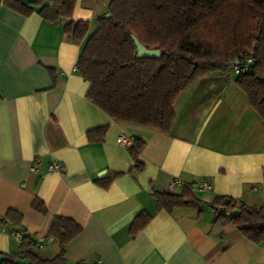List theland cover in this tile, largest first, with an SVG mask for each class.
<instances>
[{"label": "crops", "instance_id": "1", "mask_svg": "<svg viewBox=\"0 0 264 264\" xmlns=\"http://www.w3.org/2000/svg\"><path fill=\"white\" fill-rule=\"evenodd\" d=\"M3 1L0 216L20 213L21 228L35 240L45 238L53 217L72 219L81 232L64 246L67 264H264V243H251L230 223L212 226L207 207L218 195L249 206L264 204V122L236 87L233 71L198 78L184 90L174 102L168 134L115 122L86 98L88 83L76 70L111 0H74L71 18L62 17L55 26L37 9L26 17ZM70 21L87 22L82 41L64 33ZM100 127H106L103 140L90 143L86 133ZM120 136L144 142L141 171L134 168L129 148L117 143ZM54 162L63 173L47 171ZM200 180L210 186L193 191L202 201V218L186 208L171 214L156 210L154 193L180 194ZM172 181L179 183L170 192ZM35 198L46 214L32 209ZM142 211L150 221L130 236ZM16 234L22 236L0 228V264L5 254L18 250ZM58 249L46 239L36 251L52 257Z\"/></svg>", "mask_w": 264, "mask_h": 264}, {"label": "trees", "instance_id": "2", "mask_svg": "<svg viewBox=\"0 0 264 264\" xmlns=\"http://www.w3.org/2000/svg\"><path fill=\"white\" fill-rule=\"evenodd\" d=\"M2 4L29 16L37 14L48 24L71 18L74 0H4ZM108 15V17H106ZM64 33L82 41L87 22L70 21ZM132 36L147 50H159L158 58L136 57ZM249 60L248 63L246 61ZM236 66L227 67L228 63ZM239 67L234 83L246 96L250 108L264 122V0H111L106 14L97 18V29L88 38L76 63V70L88 83L86 98L115 122L154 129L168 134L175 121L173 105L195 80ZM106 127L86 133L90 143L100 142ZM141 139L132 140L129 154L137 171L143 169L138 156ZM109 180L103 184L107 186ZM156 210L171 214L175 209L195 210L202 218V201L192 186L180 194L154 193ZM32 209L46 214L41 200ZM212 226L230 223L253 244L264 243V204L249 206L227 195L215 196L207 205ZM142 211L133 219L130 236L150 221ZM22 215L8 210L0 216V228L11 227L22 234L18 250L5 254L1 264H67L64 246L81 232L70 218L53 217L45 236L58 243V252L43 257L40 243L21 228ZM76 264H96L78 262Z\"/></svg>", "mask_w": 264, "mask_h": 264}, {"label": "built area", "instance_id": "3", "mask_svg": "<svg viewBox=\"0 0 264 264\" xmlns=\"http://www.w3.org/2000/svg\"><path fill=\"white\" fill-rule=\"evenodd\" d=\"M248 62H249V60L246 61V63H248ZM239 71H241V70L239 69V67H237V68H234L233 73L234 74H238ZM117 143L119 145H121L122 147L130 148L131 145H132V140L131 139H128V138H125L123 136H120L117 139ZM64 170H65V168L61 164H58V163H55V162L54 163H50L48 165V167H47V171L49 173H63ZM178 183L179 182H177V181L170 182L169 185H168V190L170 192H172V190L174 189V187ZM209 188H210V186H209V184L205 180H200V181H198L196 184H194L192 186V190L193 191H197L199 193H203V192L207 191ZM16 238L18 240H20V242H21V238L22 237H21L20 234H16ZM37 242L38 243H45L46 242V239L45 238H39V239H37ZM96 264H98V263H96Z\"/></svg>", "mask_w": 264, "mask_h": 264}, {"label": "water", "instance_id": "4", "mask_svg": "<svg viewBox=\"0 0 264 264\" xmlns=\"http://www.w3.org/2000/svg\"><path fill=\"white\" fill-rule=\"evenodd\" d=\"M106 17H108V15H106ZM132 40H133L134 46L136 48V52H137L136 57L138 59H141V58H158L159 57V50H147L138 42V40L134 36H132ZM236 65H237V62L228 63L227 67H233ZM103 175H104V172H103V174L99 175L98 177H101Z\"/></svg>", "mask_w": 264, "mask_h": 264}, {"label": "rangeland", "instance_id": "5", "mask_svg": "<svg viewBox=\"0 0 264 264\" xmlns=\"http://www.w3.org/2000/svg\"><path fill=\"white\" fill-rule=\"evenodd\" d=\"M200 198H201V195L199 196ZM205 210H208V209H206V207L204 208Z\"/></svg>", "mask_w": 264, "mask_h": 264}]
</instances>
